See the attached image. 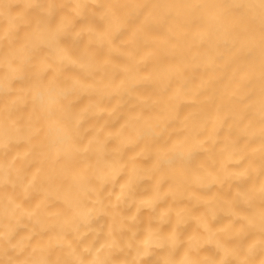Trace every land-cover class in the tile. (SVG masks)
Returning a JSON list of instances; mask_svg holds the SVG:
<instances>
[{
    "label": "bare ground",
    "instance_id": "obj_1",
    "mask_svg": "<svg viewBox=\"0 0 264 264\" xmlns=\"http://www.w3.org/2000/svg\"><path fill=\"white\" fill-rule=\"evenodd\" d=\"M0 264H264V0H0Z\"/></svg>",
    "mask_w": 264,
    "mask_h": 264
}]
</instances>
